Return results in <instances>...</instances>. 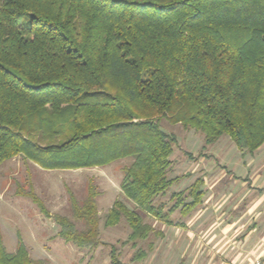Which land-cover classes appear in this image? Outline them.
Here are the masks:
<instances>
[{
	"label": "trees",
	"instance_id": "16d2710c",
	"mask_svg": "<svg viewBox=\"0 0 264 264\" xmlns=\"http://www.w3.org/2000/svg\"><path fill=\"white\" fill-rule=\"evenodd\" d=\"M200 131L206 144L227 135L241 152L264 142V0H0V164L18 154L44 169L108 165L133 157L119 183L135 207L173 224L201 201L202 178L154 200L168 178L176 139L160 120ZM33 201L49 212L34 195ZM93 197L73 214H54L58 236L78 248L98 244ZM188 199H190L188 201ZM125 217L135 249L151 227L121 199L105 220ZM146 250L138 248L130 262ZM0 264L33 260L18 239ZM109 264H129L110 249Z\"/></svg>",
	"mask_w": 264,
	"mask_h": 264
},
{
	"label": "rangeland",
	"instance_id": "374dc122",
	"mask_svg": "<svg viewBox=\"0 0 264 264\" xmlns=\"http://www.w3.org/2000/svg\"><path fill=\"white\" fill-rule=\"evenodd\" d=\"M160 127L176 139L167 176L180 178L154 200L155 206L162 205L164 213L175 202L172 194L184 190L199 177L204 191L201 203L208 206L219 201V206L239 208L243 205L240 194L248 189L247 174L252 172L246 163L251 158L259 161L253 168L264 175V142L256 152H241L227 135L206 144L202 133L194 128L172 124L165 118L160 120ZM132 160L129 156L105 166L77 169H44L23 154L3 161L0 164V234L6 251L14 252L20 239L29 256L45 264H109L112 245L117 248L119 259L129 264H230L226 258L241 247L223 245V239L232 238L238 243L243 233L251 230H225L220 209L202 207L183 215L178 208L169 214L173 222L169 224L135 207L119 186L123 167ZM30 194L44 205L48 216ZM90 195L98 216V244L93 249H82L58 236L59 227L53 215L66 216L79 230L85 229V223L73 214V205L82 206ZM115 199H121L151 227L148 237L138 241L135 249L131 243L122 244L130 234L124 216L118 223L105 226ZM235 208L231 210L232 216L237 213ZM138 248L146 250L148 255L132 263V253Z\"/></svg>",
	"mask_w": 264,
	"mask_h": 264
},
{
	"label": "crops",
	"instance_id": "0c3cea01",
	"mask_svg": "<svg viewBox=\"0 0 264 264\" xmlns=\"http://www.w3.org/2000/svg\"><path fill=\"white\" fill-rule=\"evenodd\" d=\"M262 146L254 152L258 151ZM259 163V161H254L252 158L246 163L249 167L248 170L252 172L249 175L247 174V179L245 178L248 189H246L245 193L240 194V197H243V205L241 207L235 208L227 204L219 206V201H213L211 205L207 206L204 202L201 203V198L200 203L191 210L194 211L197 208L202 209V207L213 211L220 209L223 212L222 217L226 224L224 227L225 230L228 232L234 228L251 230L250 232L243 233L244 237L239 238L238 243L232 241V238H228L227 240L225 238L223 239V245L229 247L230 244H236L241 247L234 255L228 250L230 254L229 256L227 255L228 257L226 259L229 260L230 264H254L255 259H260L264 264V175L258 172V168H253V166ZM262 167L264 168V163ZM233 208L237 209V213L234 216L231 214ZM178 225L183 226L182 224ZM147 255L148 253L145 258Z\"/></svg>",
	"mask_w": 264,
	"mask_h": 264
},
{
	"label": "built area",
	"instance_id": "2783aa9c",
	"mask_svg": "<svg viewBox=\"0 0 264 264\" xmlns=\"http://www.w3.org/2000/svg\"><path fill=\"white\" fill-rule=\"evenodd\" d=\"M254 264H263V262L260 259H255Z\"/></svg>",
	"mask_w": 264,
	"mask_h": 264
}]
</instances>
